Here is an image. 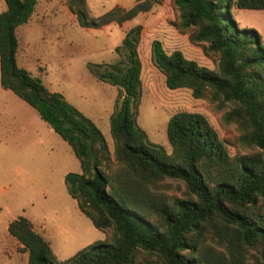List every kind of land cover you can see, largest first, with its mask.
<instances>
[{"label":"trees","instance_id":"obj_1","mask_svg":"<svg viewBox=\"0 0 264 264\" xmlns=\"http://www.w3.org/2000/svg\"><path fill=\"white\" fill-rule=\"evenodd\" d=\"M0 11V85L31 106L77 158L80 171L66 172L63 184L78 210L107 239L94 240L57 261L24 216L7 232L26 252V264H264V44L258 32L239 27L231 5L264 9V0H173L177 26L191 43L215 58L210 69L150 42L153 66L168 89H189L232 124L244 153L230 155L204 115L177 111L165 125L170 152L150 142L136 124L140 100L137 43L141 25L127 28L114 47L123 58L92 76L117 88L108 116L112 149L98 127L61 94L15 61V28L26 22L36 0H3ZM137 0L89 16L85 0H68L78 25L120 24L151 7ZM179 180V196L158 190ZM138 254H141L138 258Z\"/></svg>","mask_w":264,"mask_h":264},{"label":"rangeland","instance_id":"obj_2","mask_svg":"<svg viewBox=\"0 0 264 264\" xmlns=\"http://www.w3.org/2000/svg\"><path fill=\"white\" fill-rule=\"evenodd\" d=\"M135 1L85 0V6L88 15L96 17L112 6L128 8ZM151 2L149 10L120 24L110 22L98 28H85L78 25L68 8V0H36L29 18L15 29L18 46L25 53L20 65L31 76H37L47 90L58 92L88 117L111 151L108 116L117 88L92 76L87 64L102 71L122 59L121 51H114V47L120 44L127 28L140 24L136 47L140 60L136 124L148 140L169 153L165 134L168 117L177 111H194L205 116L230 155L244 153L237 142L235 126L222 122V111L205 99L193 98L189 89H168L164 85L163 75L151 62L152 40L159 41L165 52L179 50L184 57L210 69H215L216 63L214 57L204 54L201 45L189 41V31L178 28L173 0ZM3 9L0 0V11ZM229 12L237 26L259 28L264 37V9L232 7ZM0 99L5 102L0 103V264H26V252L6 229L8 222L17 216L26 217L32 229L48 241L57 261L94 240L107 239L111 229L95 228L58 179L62 169L79 170L71 152H63L61 138L53 132L47 134L49 126L19 98L1 95ZM158 190L168 196H179L183 184L165 179Z\"/></svg>","mask_w":264,"mask_h":264},{"label":"crops","instance_id":"obj_3","mask_svg":"<svg viewBox=\"0 0 264 264\" xmlns=\"http://www.w3.org/2000/svg\"><path fill=\"white\" fill-rule=\"evenodd\" d=\"M234 8L233 5H231V8ZM230 8V9H231ZM16 29V28H15ZM256 31L258 32V34L260 35V40L261 42L264 44V37L262 35V32L260 31L259 28H256ZM17 40V39H16ZM24 56H25V53H24V50L22 49V47H19L18 46V42H17V47H16V52H15V61H16V64L17 66L21 67V68H24V66L20 65V64H23L24 62ZM1 95H3L4 98H9V99H13L14 100V96L19 98L17 95H15L10 89H7V88H2L1 85H0V98H1ZM20 99V98H19ZM22 100V99H20ZM23 101V100H22ZM24 102V101H23ZM0 103H5L3 102L1 99H0ZM25 104H27L26 102H24ZM5 105V104H4ZM28 105V104H27ZM29 106V105H28ZM31 107V106H30ZM32 108V107H31ZM37 113V112H36ZM38 115V114H37ZM39 117V116H38ZM40 119V118H39ZM41 120V119H40ZM43 121V120H42ZM48 131H46L47 134H51L52 132L55 133L50 127L49 129H47ZM56 134V133H55ZM57 135V134H56ZM58 136V135H57ZM60 138V137H59ZM105 139V137H104ZM62 140V139H61ZM106 141V140H105ZM61 142V141H60ZM107 144V143H106ZM61 146L63 147V152L66 153V154H70L69 152H71V154L74 156L71 148L69 147V145L64 141L62 140L61 142ZM61 155V153H60ZM75 157V156H74ZM76 158V157H75ZM77 160V158H76ZM78 162V160H77ZM78 168L79 170L77 172L80 171V167H79V163H78ZM66 172H69V171H66L65 169H62L59 173V177L58 179H61L63 181V176ZM74 200V199H73ZM76 204V203H75Z\"/></svg>","mask_w":264,"mask_h":264}]
</instances>
